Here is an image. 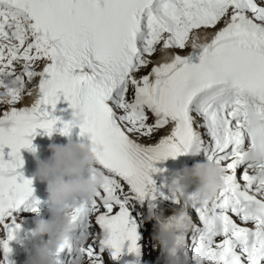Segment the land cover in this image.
<instances>
[{
  "label": "snow or ice",
  "instance_id": "6c2138e0",
  "mask_svg": "<svg viewBox=\"0 0 264 264\" xmlns=\"http://www.w3.org/2000/svg\"><path fill=\"white\" fill-rule=\"evenodd\" d=\"M221 22L210 42H194L190 54L138 75L158 46L184 50L192 33ZM12 79L23 91L10 87ZM27 85L35 99L17 108L32 95ZM0 89L10 106L0 105V264L20 230L12 213L33 192L32 180L17 171L20 150L35 151L37 129L71 132L52 114L61 97L84 117L79 134L102 148L93 151L104 185L73 213L82 233L89 226L108 233L79 249L88 264H105L106 248L111 259L125 247L139 256L142 209L178 203L156 186L152 174L164 170L155 164L199 153L221 166L223 186L206 205L188 196L199 226L168 217L179 254L187 264H264V6L257 0H0ZM169 125L156 143L141 142ZM133 203L141 207L135 218Z\"/></svg>",
  "mask_w": 264,
  "mask_h": 264
},
{
  "label": "clouds",
  "instance_id": "9594fccd",
  "mask_svg": "<svg viewBox=\"0 0 264 264\" xmlns=\"http://www.w3.org/2000/svg\"><path fill=\"white\" fill-rule=\"evenodd\" d=\"M201 39L198 34L192 33L186 46L190 44L192 47L194 42ZM162 51L167 57V51ZM212 58L211 54L205 56L203 66H209ZM9 85L17 93L24 89V85L16 79L9 81ZM66 122L71 128H80L84 117L80 110L73 106L70 118ZM93 150L101 152L102 148L98 144H93L86 136V142H73L69 138L65 144L50 143L48 145L50 156L47 159L36 156V149L32 151L36 163L35 178L46 184L51 218L36 221L34 235L38 237L47 235L48 239H41L34 250L24 249L26 254L24 264H56L55 258L63 249L87 248L89 238L83 233L76 232L73 213L82 205L90 204L105 182V173L97 167ZM173 176L178 178H173L167 184L168 191L178 202L175 204L177 208L173 216L181 220L185 227H190L188 196L194 195L202 205L208 204L223 186L224 172L219 164L205 162L184 167L173 173ZM193 186L194 191L189 192V188ZM143 220L154 221L152 239L155 242L154 246L163 253L165 264H187L179 254L177 234L170 226L164 209H148ZM96 238L107 240L108 233L106 231L100 233ZM105 251L111 254L110 248H106ZM136 258L137 264H140V255ZM71 264H88V261L83 255H77Z\"/></svg>",
  "mask_w": 264,
  "mask_h": 264
},
{
  "label": "bare ground",
  "instance_id": "6f19581e",
  "mask_svg": "<svg viewBox=\"0 0 264 264\" xmlns=\"http://www.w3.org/2000/svg\"><path fill=\"white\" fill-rule=\"evenodd\" d=\"M224 26V24H222V23H219L215 28H222ZM214 29V28H213ZM215 32L216 31H211V32H206V31H202V30H196L194 33H196V34H198L202 39L199 41L200 43H207V42H210V39L214 36V34H215ZM167 51V53H168V55H167V57H165V53H164V51H162V50H160V52H159V54L156 56V57H154V60H153V62H154V65L155 66H158L159 64H161V63H165V62H170L171 61V59H172V56H171V54L172 53H174L175 51H177V50H175V49H172V50H166ZM191 51H192V48H191ZM194 62H198V61H195L194 60ZM44 65L42 64L41 65V67H40V70H41V68L43 67ZM147 69V68H146ZM148 70V69H147ZM147 72V71H146ZM145 72V73H146ZM144 74V72L142 73H139L138 75H143ZM34 83H37V80L34 82ZM35 96H36V90H35V88H34V90H33V92H32V96H26V97H24L23 99H22V101L21 102H18L16 105H14L15 107H17V108H19V107H21V106H27V104L30 102V103H32L33 101H34V99H35ZM3 101V100H2ZM3 103V102H2ZM3 107L5 108V109H7V108H9L10 106H8V105H3ZM156 135V134H155ZM155 135H154V137H153V139L155 138ZM198 158H199V163H205V162H208L207 161V157L203 154V153H200L199 155H198ZM169 165H170V167L175 171V172H179L180 170H181V164H180V162L176 159V158H168L167 160H165ZM182 163L183 164H185V163H187V166L188 167H192L193 166V163L191 162V161H184V160H182ZM166 165V164H165ZM135 204H137V203H135ZM134 203L131 205V209H130V213H131V211L132 212H134V211H140L141 210V207H139V206H136ZM157 208H163L164 209V214H165V216L166 217H169L170 215H173L174 213H175V211H176V208H177V206L176 205H174V204H172L171 203V201H166V202H164V203H160L158 206H157ZM142 211H143V213H144V215L146 214V212H147V210H143L142 209ZM139 213V212H138ZM189 214H190V216L192 217V214H193V216H194V220H197L198 222H199V220L196 218V216H195V213H194V211L193 210H191L190 208H189ZM131 216H132V213L130 214ZM135 215V214H134ZM133 215V216H134ZM143 215V216H144ZM134 218H135V216H134ZM144 221V220H143ZM144 223L147 225V226H149L148 228L149 229H147V230H145V231H143L144 233H145V236L146 237H149L150 239H152V235H150L151 234V232L150 231H152L153 232V224H154V221H144ZM142 225L143 224H141V225H139L138 226V228H140L141 227V229H142ZM151 227V228H150ZM144 230V229H143ZM147 234V235H146ZM190 235L191 234H189V237H190ZM142 238V237H141ZM153 240V239H152ZM150 242L152 243L153 241H151L150 240ZM16 249H17V247H14V251H16ZM154 259V262L153 263H155V264H165V262H164V255H163V253L160 251V249L159 248H157V247H155V253H154V257H153ZM152 260V261H153Z\"/></svg>",
  "mask_w": 264,
  "mask_h": 264
},
{
  "label": "rangeland",
  "instance_id": "374dc122",
  "mask_svg": "<svg viewBox=\"0 0 264 264\" xmlns=\"http://www.w3.org/2000/svg\"><path fill=\"white\" fill-rule=\"evenodd\" d=\"M257 2H260V3H264V0H257ZM179 49H177V51H178ZM158 52V51H157ZM157 54V53H156ZM155 54V55H156ZM154 55V56H155ZM148 69V70H147ZM147 69H144L143 71H142V73L144 72V74H145V72L147 71V72H149L150 71V67H148ZM29 85H27V87H28ZM26 97V96H25ZM24 98V97H23ZM22 98V99H23ZM3 98L2 97H0V105H3ZM158 133V132H157ZM131 209V208H130ZM141 211V210H140ZM140 211H134V212H132L131 211V213H132V217L134 218V216L136 217L137 215H138V212H140ZM135 214V215H134ZM134 215V216H133ZM192 220L193 221H195L194 220V216H193V214H192ZM143 225H142V229H141V227L140 228H137V232H138V235L140 236V241H139V243H140V245H141V254H140V264H155V263H153L154 262V253H155V246H154V241L152 240V239H150L149 237H146L145 236V233L143 232V231H145V230H147V229H149L148 227L149 226H147L145 223H144V221H143V223H142ZM97 228V227H96ZM151 228V227H150ZM144 229V230H143ZM98 234H100V229L98 228ZM146 232V231H145ZM151 232V234L150 235H152L153 234V232L152 231H150ZM97 234V235H98ZM147 235V234H146ZM142 237V238H141ZM48 239V236H46L45 235V240H47ZM150 240L151 241H153L152 243L150 242ZM91 241H93V237H91ZM104 260H105V264H137V258H136V256H135V254H131V253H128L127 252V250H126V247H125V249L123 250V252H122V254H121V256H120V258L119 259H111V257H110V254L109 253H105L104 254ZM153 260V261H152ZM23 264H24V262H23Z\"/></svg>",
  "mask_w": 264,
  "mask_h": 264
}]
</instances>
